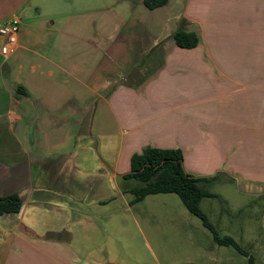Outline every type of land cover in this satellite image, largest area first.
Wrapping results in <instances>:
<instances>
[{
  "label": "crops",
  "instance_id": "crops-1",
  "mask_svg": "<svg viewBox=\"0 0 264 264\" xmlns=\"http://www.w3.org/2000/svg\"><path fill=\"white\" fill-rule=\"evenodd\" d=\"M13 18L0 197L22 207L0 215V264H231L179 196L133 205L126 176L134 155L180 149L189 175L216 177L204 199L228 204L229 184L264 199V0H0V27ZM183 28L196 48L176 45ZM229 220L210 221L264 264V221Z\"/></svg>",
  "mask_w": 264,
  "mask_h": 264
},
{
  "label": "trees",
  "instance_id": "trees-1",
  "mask_svg": "<svg viewBox=\"0 0 264 264\" xmlns=\"http://www.w3.org/2000/svg\"><path fill=\"white\" fill-rule=\"evenodd\" d=\"M169 0H144L150 10L162 8ZM176 45L183 49L196 48L200 43L197 31L183 28L173 36ZM183 153L180 149H146L136 154L131 160V172L127 180L135 185L126 191L133 196L132 204L143 201L148 196L159 194H175L179 196L189 212L203 222L211 232L215 243L222 247H232L248 257V264H254V258L246 252L234 238L219 235L207 214L201 208V202L206 197H215L209 191V186L216 181L213 178H195L189 175L184 168ZM22 207L18 195L0 197V215L19 213Z\"/></svg>",
  "mask_w": 264,
  "mask_h": 264
},
{
  "label": "rangeland",
  "instance_id": "rangeland-1",
  "mask_svg": "<svg viewBox=\"0 0 264 264\" xmlns=\"http://www.w3.org/2000/svg\"><path fill=\"white\" fill-rule=\"evenodd\" d=\"M216 190L218 194H222L226 198V200H228V204L221 203L220 198L219 199L213 198V199H204V204H212L214 206L213 209L210 207L208 209V206L201 205V208L203 207L202 210L204 209V211L208 214L207 215L208 218L213 223H215V225L219 224L220 218L221 219L229 218L230 219L229 221L235 227H239L240 225L250 227V224H252L253 222L255 223L257 221L259 223L264 221V199L257 200L254 198V196L247 197L243 195L242 196L238 195L237 197H234L233 194H237L235 192L236 186L234 184L224 185V187L221 185L218 186ZM255 200L257 201L255 202ZM240 208H242L241 212H239ZM195 218L201 221V219H199L198 217ZM201 223L203 222L201 221ZM221 230H219L220 233H225L224 231H226V230H222V231ZM248 234H250V236H254L255 229H250ZM232 235H234V238L237 237V239H239L238 231L237 232L233 231ZM260 241L261 239L259 240V243ZM261 248L264 249V240L261 245ZM227 250H229L230 252L226 254V260L228 261V263L247 264V258L241 255L237 250L230 247L227 248ZM257 254L258 257L264 259V253L261 252V249L260 252H258Z\"/></svg>",
  "mask_w": 264,
  "mask_h": 264
},
{
  "label": "built area",
  "instance_id": "built-area-1",
  "mask_svg": "<svg viewBox=\"0 0 264 264\" xmlns=\"http://www.w3.org/2000/svg\"><path fill=\"white\" fill-rule=\"evenodd\" d=\"M21 30V20L13 18L0 27V36L4 39L2 54L8 56L17 46Z\"/></svg>",
  "mask_w": 264,
  "mask_h": 264
},
{
  "label": "water",
  "instance_id": "water-1",
  "mask_svg": "<svg viewBox=\"0 0 264 264\" xmlns=\"http://www.w3.org/2000/svg\"><path fill=\"white\" fill-rule=\"evenodd\" d=\"M183 24H184V21H182V23H181V26H180V27H182V26H183Z\"/></svg>",
  "mask_w": 264,
  "mask_h": 264
}]
</instances>
